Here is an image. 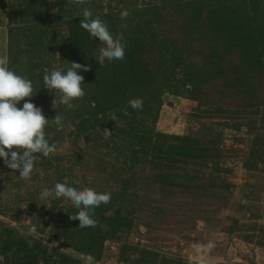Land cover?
<instances>
[{"label": "rangeland", "instance_id": "374dc122", "mask_svg": "<svg viewBox=\"0 0 264 264\" xmlns=\"http://www.w3.org/2000/svg\"><path fill=\"white\" fill-rule=\"evenodd\" d=\"M179 1L165 0L166 7ZM70 3L0 0V57L8 61L11 70L32 81L37 94L26 100L35 105L44 98L49 105L51 100L44 87L45 72L70 67L63 27H55L64 20L61 17L69 12ZM117 3L146 8L163 2L84 0L73 11L116 10ZM163 13L160 25L167 31V38L188 48L186 43L191 37L195 39V34L191 36L183 29L170 7ZM26 19L35 22L27 23ZM49 39L60 57L54 54L40 60L38 52L50 43ZM215 88L210 84L203 89L214 98L218 95ZM178 92L164 94L154 130L181 139L171 142L164 151L177 150L181 143L184 147L182 153L188 164L177 180L178 189L187 191L182 198L178 194L184 193L182 190L171 198L162 196L165 191L159 190L161 185L155 183L151 171L147 172L149 178L140 181L138 169L131 170L108 148L97 146L101 136L85 133L74 141L79 134L74 127L77 122H66L64 126L69 127L65 134L51 133L50 128L55 126L51 119L57 113L74 116L75 106L69 109L64 105V109L60 104L51 112L44 102L43 113L50 119L46 138L57 145L56 153L47 158L38 154L40 161L27 181L19 178L18 171L12 173L0 158V264H85L89 254L95 264H162L163 260L190 264V257L197 255L196 246L208 241L215 244L206 254L214 264H264V108L247 114L216 111L192 100L185 88ZM146 126L150 128L149 119ZM162 145L157 139L154 146ZM209 161L213 163L211 168L199 167ZM182 165L180 161L179 167ZM191 167L203 176L193 178ZM57 182L111 193V202L95 209L96 227L80 228L78 220L69 218L78 212L71 201L39 198L42 189L54 188ZM168 200L171 206L166 208L162 204ZM141 249H148L149 254Z\"/></svg>", "mask_w": 264, "mask_h": 264}, {"label": "trees", "instance_id": "16d2710c", "mask_svg": "<svg viewBox=\"0 0 264 264\" xmlns=\"http://www.w3.org/2000/svg\"><path fill=\"white\" fill-rule=\"evenodd\" d=\"M162 2L146 8L136 5L129 8L117 3L116 10L92 12L93 18L99 16L113 34H122L127 42L124 60H106L101 65L94 55L102 45L98 38H92L80 27L82 13L74 14L73 11L84 0L80 3L71 0L67 8L69 12H64L61 17L64 20L54 26L63 27L61 32L66 38L69 61L90 65L91 70L78 72L84 77L82 87L86 94L74 101L75 115L63 117L64 124L77 122L74 127L79 134L73 138L74 141L85 133L101 136L102 142L96 145L108 148V152L115 153V159L128 163L131 170L138 169L140 181L151 171L155 183L161 185L159 190L165 191L162 196L171 198L182 190L184 193H178L182 198L187 191L183 190L184 187L178 189L177 180L182 175L181 169L184 170L188 164L184 159L186 154L182 153L184 147L181 143L177 150L168 148L164 151L171 142L181 139L154 130L162 98L166 93L178 95V91L185 88L192 100L216 111L247 114L264 108V0H180L169 6L177 13L183 29L189 30L191 36L195 34L196 38L191 37L186 43L188 48L167 38V31L160 24L163 12L169 7H166L165 0ZM124 10L129 12V16L121 20L120 14ZM24 21L35 22L34 19ZM52 45L50 40L47 46H41L42 50L38 52L40 60L48 55L54 57L56 46ZM210 84L218 87L215 88L218 95H213L214 98L203 89ZM48 93L49 105L44 98L37 101L36 106L43 108L45 102L53 112L56 107L59 109L60 104L53 109L52 102L57 93ZM134 98L143 100L142 110L130 107L128 102ZM61 107L65 109L64 105ZM113 113L117 117L115 121L110 120ZM148 119L150 128L146 126ZM83 125L84 130H80ZM68 127L64 126L61 131L55 125L50 132L65 134ZM104 129L112 131L110 138H105ZM157 139L163 143L161 147L154 146ZM186 140L190 144L191 140ZM180 154L181 158H177ZM180 161L183 162L182 167H179ZM212 165L209 161L199 167L211 168ZM191 168L192 177L198 180L203 176L199 169ZM186 173L183 174L186 176ZM162 205L166 208L171 206V200ZM83 233L87 234L86 230ZM141 252L149 254L148 249H141ZM162 264L188 263L163 260Z\"/></svg>", "mask_w": 264, "mask_h": 264}, {"label": "clouds", "instance_id": "9594fccd", "mask_svg": "<svg viewBox=\"0 0 264 264\" xmlns=\"http://www.w3.org/2000/svg\"><path fill=\"white\" fill-rule=\"evenodd\" d=\"M80 3L81 0H74ZM129 12L124 10L120 14L121 20H126ZM80 21V27L86 30L92 38H98L102 45L96 50L95 60L103 65L105 61L124 60L127 42L122 34H113L109 30L108 24L99 16L93 18L90 9L84 8ZM55 55L59 56V53ZM8 61L0 57V158L4 164L12 170V173L19 172V178L30 180L35 170V165L40 161V155L47 158L57 151V145L49 142L46 138V127L50 119L46 118L42 108L26 98L34 97L33 83L30 79L17 74L8 66ZM91 66H85L77 62H70L67 70L53 68L46 71L43 76L44 87L49 91H55V99L52 107L57 104L74 108L73 101L82 99L85 91L82 85L84 77L78 72H88ZM24 101L22 108L18 107ZM129 105L134 110H142L143 100L141 98L131 99ZM117 119L115 113L110 120ZM57 126V130L64 128V117L60 114L51 119ZM105 138H110L112 131L103 130ZM41 200L50 198H64L78 209V212L69 215L70 219L78 220L80 228H94L98 222L93 217L95 209L101 204L111 202L110 192H97L91 187L78 189L68 186L66 183L57 182L54 188H44L39 194ZM32 231H35L33 228ZM31 246V241L28 242ZM215 248L212 241L207 244L197 245L195 252L197 255L190 257V264H214L213 260L206 254ZM2 259V257H0ZM85 264H95V258L87 255Z\"/></svg>", "mask_w": 264, "mask_h": 264}]
</instances>
